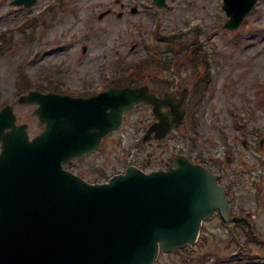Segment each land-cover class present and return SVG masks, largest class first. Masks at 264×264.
Returning a JSON list of instances; mask_svg holds the SVG:
<instances>
[{"label":"water","instance_id":"1","mask_svg":"<svg viewBox=\"0 0 264 264\" xmlns=\"http://www.w3.org/2000/svg\"><path fill=\"white\" fill-rule=\"evenodd\" d=\"M255 1L225 0L227 27L237 28ZM21 2L30 4H14ZM136 94L116 92L111 101L42 97L41 105L56 100L62 107L49 121L59 134L50 138L49 130L31 143L22 127L2 133L12 118L0 114V264H153L159 250L192 244L214 210L226 220L222 190L183 159L150 176L129 167L101 186L62 171L66 158L97 146L86 140L89 130L99 129L101 138L119 126ZM38 113L44 120V107ZM176 122L163 121L168 128ZM68 126L84 131L78 147L66 137Z\"/></svg>","mask_w":264,"mask_h":264},{"label":"rangeland","instance_id":"2","mask_svg":"<svg viewBox=\"0 0 264 264\" xmlns=\"http://www.w3.org/2000/svg\"><path fill=\"white\" fill-rule=\"evenodd\" d=\"M11 1L0 0V32H5L8 38L6 48L0 51V103L13 101V81L18 68L23 69L33 82L39 73L46 72L58 77L65 88L75 90H79L77 88L90 80H97L98 76L115 74L119 58L134 62L144 54V43L134 28L142 25V33H149L152 29L150 26H153L152 17L147 16L144 11L150 5V0H120L117 5H114L112 0H64V12L53 10L43 23L38 22L33 30L26 31L27 37L33 31L38 42H26L22 34L17 31L9 33L8 29L16 30L23 21L30 19L34 14L10 7ZM36 1L33 7L35 10L43 7L46 0ZM143 2L146 3L143 5ZM120 4L127 7L129 4L140 6L139 15L132 18L124 14L120 10ZM167 5V15L164 16L162 24L164 30L198 25V35L208 38L206 40L212 45L213 52V82L198 115L200 129L195 136L201 141L195 146H189L172 140L166 145L167 149L162 147L169 151L177 146L176 148H182L192 157L204 158L205 152L207 155L218 153L224 162L225 153L220 145L216 144L217 141L213 140L212 144H208L202 139L203 136L211 139L217 137L219 131L222 133L230 125L232 117H244L243 112L252 115V118L244 117L241 120L240 123L245 125V129L259 128L264 121V0L258 3L254 13L248 17L246 25L235 35L219 28L221 15H218V0H171ZM108 8L112 13L98 20V14ZM206 9L208 10L205 12ZM74 40L76 42L71 43ZM176 69L169 76H175V72H180L181 78L185 76L182 75L186 72L184 67ZM57 71L61 73L54 74ZM182 79L183 82L189 83L187 78ZM242 105L245 107L242 108ZM248 105H252L253 109ZM15 113L18 123L29 125L30 135L37 132L36 122L30 115V107H19L15 109ZM138 118L149 120L146 111L128 117L123 128L106 142L104 148L107 153L96 154L85 164L93 163L99 165L97 169L104 170L114 166V171L120 172L123 168L117 159H144L146 149L136 145L142 135ZM239 129L240 127L237 130ZM232 131L237 134L235 128ZM232 131L228 130V136L233 134ZM230 141L240 143L241 139L230 138ZM238 147L240 148V144ZM259 155H264V148ZM236 158L237 161L229 164L228 168L247 174V169L252 168L256 156L245 149L240 151ZM149 166L147 172L155 171L158 167L152 160ZM84 175L92 179L96 173L86 170ZM249 182L244 185L241 183L243 186L238 184L235 196L243 205L250 207L254 202ZM261 183V188L264 189V179ZM262 196L264 197V194ZM263 222L258 225L262 231ZM201 233L206 235L207 245L203 249L198 248L197 255L203 256L204 264H209L210 258L217 259L219 255L226 256L232 252L233 245L227 246L229 231L222 228L218 222L206 223ZM180 260L177 255H167L160 259V264H179Z\"/></svg>","mask_w":264,"mask_h":264},{"label":"flooded vegetation","instance_id":"3","mask_svg":"<svg viewBox=\"0 0 264 264\" xmlns=\"http://www.w3.org/2000/svg\"><path fill=\"white\" fill-rule=\"evenodd\" d=\"M73 167L71 168V172H73V174H82V171L80 168H78V164L77 163H74L72 165ZM232 205H233V209H234V213H237L239 211V209H242L243 207L240 205V202H235V201H232Z\"/></svg>","mask_w":264,"mask_h":264}]
</instances>
